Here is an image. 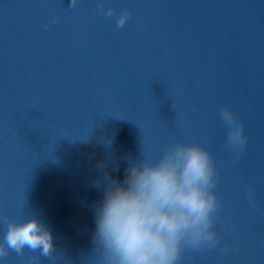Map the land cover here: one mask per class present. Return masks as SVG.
<instances>
[{"label": "water", "instance_id": "95a60500", "mask_svg": "<svg viewBox=\"0 0 264 264\" xmlns=\"http://www.w3.org/2000/svg\"><path fill=\"white\" fill-rule=\"evenodd\" d=\"M226 105L248 136L239 154ZM175 141L213 153L222 200L220 244L181 264H264V0H0V218L49 224L56 249L40 264H100L99 162L110 151L122 180L123 158Z\"/></svg>", "mask_w": 264, "mask_h": 264}, {"label": "clouds", "instance_id": "9594fccd", "mask_svg": "<svg viewBox=\"0 0 264 264\" xmlns=\"http://www.w3.org/2000/svg\"><path fill=\"white\" fill-rule=\"evenodd\" d=\"M77 0H72L74 6ZM105 0H99L103 9ZM115 8H107L111 17ZM130 13L124 10L117 28L123 27ZM221 119L228 127L227 144L237 154L248 142L237 113L224 106ZM87 141V139L83 140ZM106 148L112 140L104 139ZM126 161L121 180L111 175L119 170L109 151L98 168L103 176L93 182L102 192L94 205L93 240L102 252L100 264H181L186 249L214 248L221 242L217 230L222 200L217 191L219 178L213 153L202 143L170 142L158 159L143 153ZM7 230L0 242V264L9 251L32 255L29 264H40V257H51L56 249L49 224L40 214L18 221L2 217Z\"/></svg>", "mask_w": 264, "mask_h": 264}]
</instances>
